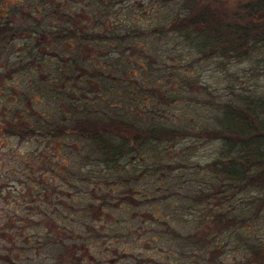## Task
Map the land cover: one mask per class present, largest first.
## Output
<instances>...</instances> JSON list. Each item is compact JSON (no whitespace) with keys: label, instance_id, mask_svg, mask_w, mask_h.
Here are the masks:
<instances>
[{"label":"trees","instance_id":"trees-1","mask_svg":"<svg viewBox=\"0 0 264 264\" xmlns=\"http://www.w3.org/2000/svg\"><path fill=\"white\" fill-rule=\"evenodd\" d=\"M123 1L127 0L0 3V46L14 39L30 40L24 47L25 61L18 64V69L29 74L30 85L28 90L0 97V133L21 141L39 139L58 144L55 150L45 148L41 156L35 154L31 161H36L30 167L35 165L46 172L67 168L61 155H69L83 166L93 164L98 169L96 186L84 190L82 199L57 201L56 210L44 214L40 225L25 218L18 223L5 220L0 224V236L16 231L26 237L25 229L37 224L41 228L36 237L43 245L56 246L63 264H90L83 259L90 249L83 241L97 239L102 231L81 222L79 212L95 205L130 206L128 193H142L136 189L140 180L166 177L184 168L183 161H168L160 145L213 136L222 140L220 158L206 166L212 180L205 182L206 189L199 187L193 196L195 203L213 198L220 206L211 220L215 229L222 234L237 232L236 242L264 264V243L253 238L251 215L245 216L243 210L231 213L222 205L228 191L264 188V97L234 94V101L221 107L216 130L207 129L201 121L191 122L192 99L182 94L189 79L185 82L187 72L179 73L187 68L189 55L183 59L182 53L176 52L187 48L200 61L247 58L255 46H264V0H239L244 3L234 10L225 8L223 0L132 1L126 11H116L115 6ZM172 2L177 10L161 16L164 6ZM42 20L51 26L30 25V21ZM164 38L178 46L172 54L177 73L167 70L164 61L158 59L161 52L155 41ZM170 74H176L180 84L171 87L167 83ZM37 106L39 110H35ZM64 139H79L84 145L61 153L67 148ZM67 174L58 176L64 183L61 189L70 186L80 192L73 175ZM93 179L82 177L89 185ZM176 185L169 181L161 189L170 192ZM60 208L69 217L78 214L79 220L70 223L53 218L60 214ZM198 225L195 235L199 241L194 243L189 234L181 235L174 228L167 227L165 233L190 246V251L202 249L206 261L201 264H206L210 252L206 239L211 236L207 238L204 232L207 223ZM121 231H104L103 235L117 238ZM72 240V244L64 243ZM207 264L220 263L211 260Z\"/></svg>","mask_w":264,"mask_h":264},{"label":"rangeland","instance_id":"rangeland-1","mask_svg":"<svg viewBox=\"0 0 264 264\" xmlns=\"http://www.w3.org/2000/svg\"><path fill=\"white\" fill-rule=\"evenodd\" d=\"M6 1L0 0V3ZM132 1L134 4L136 1L146 4L148 0L123 1L115 6L116 11H126V8L130 6L129 2ZM242 3L244 1L223 0L225 8L230 10H234L235 6ZM176 10L175 3L172 2L169 6H164L159 14L170 15ZM111 20L115 21V16H112ZM50 24L47 20L30 21L32 27L48 28ZM155 43L159 45L161 52L158 59L164 61L167 70L177 73L179 68L174 65L175 58L172 59L174 57L172 54L178 46L176 47L173 44L174 41L166 38ZM27 44H30V40L14 39L5 45L1 44L0 97L11 96L20 90H28L29 74L24 69H18L19 60L25 61ZM163 49L167 51L163 52ZM180 50L176 52L182 53L183 59L189 55L187 68L180 70L179 73L187 72L188 78L185 82L189 79L187 90L182 94L192 99L189 102L192 106L191 122L201 121L207 129L216 130L217 119L221 116V107L234 101V94L264 97L263 45L255 46L249 56L241 60L212 57L200 61L189 49ZM168 53L172 56H166ZM173 75H169L171 80L167 82L171 87L180 84L178 76ZM194 104H196L195 107ZM1 108L3 107L0 104ZM35 110H39V106ZM173 115L170 113L171 117ZM221 141L220 138L212 136L207 139L187 138L173 143H164L159 146V149L165 153L166 159L183 161L184 168L175 170L166 177L148 176L140 180L136 189L142 193H128L131 207L125 205L116 208H113L114 206L97 208L95 205L88 211L81 210L80 221L89 222L97 230L102 231L97 239L83 241L84 245L90 248L83 259H87L90 264H155V261L162 264L169 262L201 264L203 260L206 261L202 249L191 248L190 251V246L187 247L181 241L174 240L169 233H165V229L170 227L181 235L189 234L191 243H194L199 241V235L195 234L199 231V222L203 221L207 223L204 228L207 238L211 236L208 240L206 239L205 245L210 246L207 263L212 260L220 264H260L256 257H251L246 248L236 242L237 232L222 234L215 229L216 226L211 223V220L218 213L219 204L213 202V198L196 204L193 197L198 194L199 187L206 189L205 182L212 180L205 168L220 158ZM64 142L67 148L61 153L68 152L69 148L74 151L84 145L79 139H64L62 143ZM45 148L55 150L58 144H49L39 139L21 141L0 133V224L5 220L18 223V220L25 218L27 221L31 220L40 225L45 220L44 214H52V211L56 210L57 201L68 203V199H82L84 190L91 185L96 186L97 167L93 164L83 166L76 159H71L69 155H61L67 168L63 166L57 171L46 172L35 165L30 167V164L36 161H31L34 155L41 156V151ZM62 173L73 175V183L78 184L80 192L69 188L70 186L61 189L64 183L58 176ZM84 175L90 178L94 176L95 179L89 185V181L82 180ZM169 181L171 185L176 183L177 185L171 186L170 192L163 191L162 186ZM143 197L148 200H143ZM223 199L225 202L221 203L227 211L232 213L243 210L245 216L251 215L253 238L264 243V188L262 190L235 189L224 193ZM60 211V214L53 218L70 223L78 219V214L69 217L64 209L60 208ZM39 225L31 224V227H27L24 231L26 237L16 231H9L10 236H0V264H61V262L63 264V256L60 257L57 247L49 246V243L43 245V242L36 237L41 228ZM121 229V234L117 238L112 235H103L104 231L112 233ZM131 231L132 234H130ZM75 242L78 245L81 244L79 240ZM64 243L74 242L72 240L64 241ZM261 253L264 255L263 250Z\"/></svg>","mask_w":264,"mask_h":264}]
</instances>
